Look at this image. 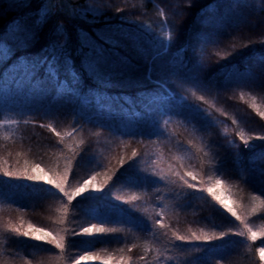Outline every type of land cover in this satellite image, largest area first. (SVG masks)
I'll return each mask as SVG.
<instances>
[{"label":"trees","instance_id":"16d2710c","mask_svg":"<svg viewBox=\"0 0 264 264\" xmlns=\"http://www.w3.org/2000/svg\"><path fill=\"white\" fill-rule=\"evenodd\" d=\"M84 37L106 50L89 74ZM53 44L59 79L72 85L64 54L80 73L73 91L41 65ZM0 48V264H261L247 227L264 230V121L240 98L264 100V0H0ZM73 154L66 187L101 175L72 203L15 178ZM27 223L65 249L11 231Z\"/></svg>","mask_w":264,"mask_h":264},{"label":"snow or ice","instance_id":"6c2138e0","mask_svg":"<svg viewBox=\"0 0 264 264\" xmlns=\"http://www.w3.org/2000/svg\"><path fill=\"white\" fill-rule=\"evenodd\" d=\"M41 23V21H37V24ZM128 38H132V37H128ZM101 39L105 40V43L107 44H111L113 46L117 45V41L112 40L111 38H106V37H101ZM81 46L82 49L83 48H87L88 51L86 53H84V59L82 61V66L84 68V71L86 73L89 74L88 72V64L91 63H96V66L99 67V60H102L105 56V49L96 44L95 41H91L90 39H88L87 37H84L81 39ZM64 45L61 44L59 46L53 44L47 51H49L50 56L49 57H45L42 61H41V65H48L47 67V75L56 82V87H57V91L61 92L64 90H68V91H73L75 90V85L78 84L79 79H80V73L74 68L73 66V61L71 59V56L68 54H64V64L66 67V70L68 71L70 77H71V81H72V85H69V82L67 80H61L59 79V75H58V71L56 70V68L54 67L56 61L59 59V53L60 51L63 49ZM167 48H168V44H165V48H164V54H166L167 52ZM0 55H3V50L2 48H0ZM159 55V53L157 54ZM155 58V57H154ZM36 65L33 64L31 65V71L29 73V78L33 81H35V73H36ZM79 78V79H77ZM261 116H264V113L260 114ZM235 123V121H233ZM56 135L59 137L61 134L59 132L56 133ZM257 139H264V136L261 137H257ZM241 140H243V135H241ZM245 146L249 147V141L247 140H243ZM61 143H63V140L61 139ZM132 156L135 157L136 156V152L132 153ZM76 159V154H73V156L67 157L66 158V162L64 164V168L63 171H56L52 174H50L49 172H46L44 169H42L40 167V165L36 164L33 165L31 168V174H29L28 169H25V174L23 177L17 176L15 178L20 179H27L29 181H43L44 183H47L49 185H51L52 187H54L55 189L58 190L59 193H61L63 195V197L67 198L68 203H72V201L77 198L78 196H80L82 193H85L86 191L89 190V185L92 183V181H95L97 179L98 175H101V173H97L93 176H91L90 179L83 181V183L79 184L78 186L69 189V187H66V185H69L70 183V174L73 171V163L74 160ZM121 164V166H123V164L125 163V161L123 159L120 160L119 162ZM4 175L6 176H12L13 174L11 172H5ZM102 175L105 176V183H107V181L111 180L112 177L115 175L114 171H108V172H104L102 173ZM187 175H191V173H187ZM193 179H195V177H193ZM220 181L217 180L216 184H219ZM189 188H192L193 185L192 184H188ZM99 190V189H96ZM207 192L210 195L214 196V199L216 200H220L219 196H215L214 192H213V188L209 187L207 189ZM254 200H257L260 202L261 205H264V199H261V196H255L253 197ZM223 204V201H220ZM66 211V209L64 210ZM227 211L230 212L232 214V216H234L237 220H241V217L239 215H237V213L235 211H233L232 208H227ZM253 212L256 211V208L253 207L252 209ZM243 222V221H241ZM58 224H63L64 221L63 219L57 221ZM161 227H163V225H160ZM29 231H21L19 228H12L11 231L14 232L15 234H17L18 236H23L26 238H30L36 241H41L43 243L49 244V245H54L57 249H61L62 251L65 249V237L64 236H53L52 233L50 232H46L43 228H37V227H33L32 225H29ZM93 229H95V231L97 233H104L106 230L103 227H99L97 228L95 225H93L92 227H86L83 229V234H92L93 233ZM251 232V239L255 240L257 237V233L255 231H252L251 229H248ZM107 231H111V232H115L116 229H109ZM264 231V230H262ZM81 233H75V235H80ZM176 240L179 241H183L185 240V237L183 236H179V235H175V233L173 234ZM193 239L195 240H201L202 237L201 236H196L195 234H193ZM205 239H211L209 238H205ZM261 254L264 255V248L260 249ZM94 257L92 255H83L81 256L78 260L74 261V264H80L81 260H89V259H93ZM27 264H30V262H27Z\"/></svg>","mask_w":264,"mask_h":264},{"label":"rangeland","instance_id":"374dc122","mask_svg":"<svg viewBox=\"0 0 264 264\" xmlns=\"http://www.w3.org/2000/svg\"><path fill=\"white\" fill-rule=\"evenodd\" d=\"M48 12V7H47V5L45 4L44 6H43V8L41 9V13H42V15L43 14H45V13H47ZM161 14H162V12H160ZM166 33V32H165ZM166 37H169V35L166 33ZM262 41H257V40H252L251 41V45L253 46V45H256L257 43H261ZM238 92V94L241 96L242 95V93H240L239 92V89H238V87H236L235 88V90H233V92L232 93H236V92ZM244 94L247 96V99H245L243 96H242V98H240L241 99V102H243L250 110H253V112L255 113V114H257V116L259 117V118H261L263 121H264V116H261L260 114L261 113H264V100L263 99H260V98H258V99H256V98H253V97H248V94L247 93H245L244 92ZM109 139V138H108ZM106 140L104 143H107V144H109V140ZM242 195L245 197V204H246V208H248V207H251V205H252V203H253V201H252V198L250 197V194L249 193H245V192H243L242 193ZM243 199V198H242ZM249 209V208H248ZM30 225V223H27L26 224V226H29ZM263 226H261L260 224H259V226H257V227H254V228H249V227H247V230H248V228L249 229H251L252 231H253V229H254V231L256 232V233H258L259 235H261L260 236V238H261V240L262 239H264L263 237H264V232L262 231V228ZM28 230H29V227H28ZM249 231V230H248ZM250 232V231H249ZM193 234H195L196 236H197V234L196 233H191V237H193ZM204 235H206V234H204ZM260 240V241H261ZM255 242V241H254ZM261 248H264V245H256L255 246V254L257 255V257H258V259L260 260V262H261V264H264V255H262L261 254V251H260V249ZM70 264H74L73 262L72 263H70Z\"/></svg>","mask_w":264,"mask_h":264}]
</instances>
